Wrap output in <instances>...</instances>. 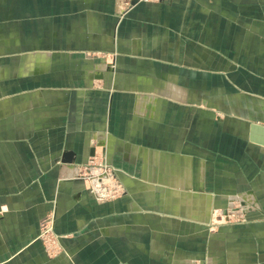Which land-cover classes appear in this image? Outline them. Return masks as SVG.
Masks as SVG:
<instances>
[{
    "label": "crops",
    "instance_id": "1",
    "mask_svg": "<svg viewBox=\"0 0 264 264\" xmlns=\"http://www.w3.org/2000/svg\"><path fill=\"white\" fill-rule=\"evenodd\" d=\"M59 54L33 92L0 93V264H264V0H54ZM98 153L114 201L78 178ZM235 203L241 222L216 221Z\"/></svg>",
    "mask_w": 264,
    "mask_h": 264
},
{
    "label": "rangeland",
    "instance_id": "2",
    "mask_svg": "<svg viewBox=\"0 0 264 264\" xmlns=\"http://www.w3.org/2000/svg\"><path fill=\"white\" fill-rule=\"evenodd\" d=\"M129 4H131L130 0ZM2 24L6 32H1L4 34L0 36V68L3 70L2 73L0 71V93H8L14 89L17 90L18 86L21 89L27 88V92H33L36 80L32 78L41 76V74L46 72L54 73V61L66 64L72 63L71 61H73V59L74 61H93L92 59L98 61L100 59L99 56L94 53L80 54L78 55L79 57L73 59L70 56L68 57L67 54L54 55V0H0V25ZM42 52L50 54L48 62L45 64V68L41 67L44 63L35 62L36 64L33 71L28 73L30 75L26 76L27 79L31 80L17 82V80L24 79L20 78L16 79L18 85H9L8 83L2 84L4 80L1 79L10 78L12 80L15 77H19V64L27 61L30 54ZM75 72H78V70H75ZM107 74V72L106 75L102 72V77H109ZM37 88H42V86H37ZM43 88L50 89L51 87ZM103 166L106 167L105 170H107V172L110 171L115 175L114 179L116 181L114 182L119 185L118 188L124 193V186L120 183L118 178V173H120V171L116 169L113 163L111 164L108 162L105 155L100 153L94 154L87 164L77 167L78 178L82 183L87 184V189L89 191L91 189L90 183L86 177L103 172ZM240 168L241 167H239V169ZM221 177L223 176L221 175ZM114 182L109 181L107 186L114 189ZM220 183L222 189H226L227 184L225 182ZM90 194L93 196L91 192ZM121 196L122 194L105 201H99L96 197H93L96 202L104 203L114 201ZM217 215L216 221L218 220V222L221 223H232L241 222L243 213L240 206L235 203L233 208L228 207L220 209ZM50 226H52L51 232L48 230ZM60 237L61 236L53 231L52 222L49 220L42 224L37 239L42 243L48 256L56 258L63 251L59 242ZM46 248L48 251H46Z\"/></svg>",
    "mask_w": 264,
    "mask_h": 264
},
{
    "label": "built area",
    "instance_id": "3",
    "mask_svg": "<svg viewBox=\"0 0 264 264\" xmlns=\"http://www.w3.org/2000/svg\"><path fill=\"white\" fill-rule=\"evenodd\" d=\"M133 1V0H130ZM137 2H149V1H158V0H135ZM104 169L102 170L103 172L95 174V175H90L86 177L89 180L90 183V192L93 194L94 197H96L99 201H105L107 199H113L121 194H123V191H121L118 186L114 181L115 175L111 173L110 171L107 172L106 167L103 166ZM113 181L115 184V188H109L108 182ZM112 185V184H111ZM49 221V220H48ZM48 230L51 232L52 231V226L48 228ZM42 237V236H41ZM46 251L48 249L46 248Z\"/></svg>",
    "mask_w": 264,
    "mask_h": 264
},
{
    "label": "water",
    "instance_id": "4",
    "mask_svg": "<svg viewBox=\"0 0 264 264\" xmlns=\"http://www.w3.org/2000/svg\"><path fill=\"white\" fill-rule=\"evenodd\" d=\"M137 1H131V4H136ZM249 141L258 146L264 147V126L258 125L256 123L250 124L249 129Z\"/></svg>",
    "mask_w": 264,
    "mask_h": 264
}]
</instances>
